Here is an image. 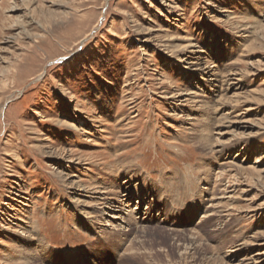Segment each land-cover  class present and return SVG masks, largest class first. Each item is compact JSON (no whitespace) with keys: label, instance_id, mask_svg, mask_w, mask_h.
<instances>
[{"label":"rangeland","instance_id":"rangeland-1","mask_svg":"<svg viewBox=\"0 0 264 264\" xmlns=\"http://www.w3.org/2000/svg\"><path fill=\"white\" fill-rule=\"evenodd\" d=\"M182 38L212 69H186ZM263 125L264 0H0V264L250 263ZM98 173L136 196L118 230L61 177Z\"/></svg>","mask_w":264,"mask_h":264},{"label":"bare ground","instance_id":"bare-ground-1","mask_svg":"<svg viewBox=\"0 0 264 264\" xmlns=\"http://www.w3.org/2000/svg\"><path fill=\"white\" fill-rule=\"evenodd\" d=\"M224 23H225V21H223ZM230 24V23H229ZM232 26V25H231ZM245 28V27H244ZM145 30V29H144ZM149 30V29H148ZM143 32H145V31H143ZM156 32V31H155ZM148 33V32H147ZM157 33V32H156ZM151 34V33H150ZM149 35V34H148ZM250 37V36H249ZM148 38H150V37H148ZM176 38V37H175ZM258 38V37H257ZM172 39H173V37H172ZM171 39V40H172ZM176 39H178V38H176ZM180 39V38H179ZM259 39V38H258ZM148 40V39H147ZM166 40V39H165ZM163 41V40H162ZM192 41V40H191ZM153 42H154V40H153ZM156 43V42H155ZM154 43V44H155ZM178 43V42H177ZM159 44V43H158ZM179 44V43H178ZM178 44H176V45H178ZM181 45H180V47H178V48H180V51H179V57H180V59L181 58H183V57H186V60H189L187 63H186V65H187V68L186 69H192V70H195V71H201V72H207V71H209L210 69H212L211 67L212 66H210V67H208V66H206L205 65V63L202 61L203 60V58H202V54H201V50H196L195 48H197V47H195V44L194 45H192V43L191 42H189V40L188 39H183L182 38V41H181V43H180ZM256 44H257V42H256ZM149 45V44H148ZM162 45V44H161ZM166 45V44H165ZM165 45L163 46L164 48H167V47H165ZM255 45V44H254ZM170 46H171V44H170ZM243 47V46H242ZM254 47V46H253ZM256 47V46H255ZM163 48V49H164ZM169 50V49H168ZM173 50V49H172ZM176 50V49H175ZM174 51V50H173ZM167 52V51H166ZM204 54V53H203ZM175 56V55H174ZM204 57V56H203ZM207 62V61H206ZM209 62V61H208ZM230 63V62H229ZM209 64H211V63H209ZM250 65V64H249ZM251 65H255V64H251ZM250 69V68H249ZM252 69V68H251ZM251 71V70H250ZM258 71V70H257ZM200 72V73H201ZM212 72H213V70H212ZM246 73V72H245ZM211 74H213V73H211ZM201 75H204V77L206 76V74H204V73H201ZM41 76V75H40ZM213 76H214V79H216V77H215V75L213 74ZM211 78V77H210ZM218 78V77H217ZM220 78V77H219ZM207 80V79H206ZM211 80V79H210ZM217 80H219V79H217ZM243 80V79H242ZM212 81V80H211ZM206 82H208V81H206ZM210 82V81H209ZM218 82V81H217ZM216 82V83H217ZM220 82V81H219ZM222 82V81H221ZM213 83V82H212ZM232 83V82H231ZM234 83V82H233ZM232 83V84H233ZM236 83V82H235ZM237 83H239V82H237ZM222 85V84H221ZM239 85H241V84H239ZM239 85H237V86H239ZM214 86V85H213ZM232 86V85H231ZM233 87V86H232ZM214 88V87H213ZM231 88V87H230ZM236 89V88H235ZM228 91V90H227ZM231 91V90H230ZM236 91H238V90H236ZM241 91V90H240ZM257 91V90H256ZM177 92V91H176ZM174 92L173 94H171L169 97H170V99H178V98H180L181 96H183V93H179V92ZM257 93V92H256ZM185 94V93H184ZM195 93L194 92H190L189 94H186V96H188V97H190V98H186L188 101H190L191 99H193V95H194ZM225 94V93H224ZM254 95H255V93H253ZM252 94V95H253ZM257 95V94H256ZM239 96V95H238ZM237 98V97H236ZM184 99V98H183ZM196 99V98H195ZM235 99V98H234ZM242 99V98H241ZM186 100V101H187ZM194 100V99H193ZM232 100V99H231ZM230 99H229V101H231ZM239 100V99H238ZM228 101V102H229ZM246 101H248V100H246ZM185 102V101H184ZM222 102V101H221ZM252 102V101H251ZM254 102V101H253ZM197 103V102H196ZM255 104H257V103H255ZM233 106V105H232ZM197 107V106H196ZM198 108V107H197ZM246 108V107H245ZM4 109H5V107H4ZM4 109H3V111L2 112H4ZM202 109V108H201ZM239 115V114H238ZM238 117V116H237ZM126 118V117H125ZM194 119V118H193ZM127 120V119H126ZM125 120V121H126ZM131 120V119H130ZM52 121V120H51ZM241 121V120H240ZM262 121V120H261ZM246 122V121H245ZM244 122V123H245ZM127 123V122H126ZM250 123V122H249ZM253 123V122H252ZM63 125L64 126H74V124L73 123H70V122H68L67 120L66 121H64L63 122ZM255 125V124H254ZM258 125V124H257ZM251 126H253V125H251ZM264 126V125H263ZM76 127V126H75ZM258 127V126H257ZM70 128V127H69ZM72 129V128H71ZM82 129V128H81ZM264 129V128H263ZM79 130V129H78ZM229 132V131H228ZM84 134H86V132L84 131ZM220 134V133H219ZM229 134V133H228ZM232 134H233V132H232ZM253 135V134H252ZM251 136V135H250ZM234 137V136H233ZM222 139V138H221ZM227 139V138H226ZM47 140V139H46ZM220 140V139H219ZM42 141V140H41ZM45 141V140H44ZM223 141V140H222ZM87 142H92V140H87ZM217 144V143H216ZM225 144V143H224ZM50 146V145H49ZM39 147V146H38ZM40 147H41V145H40ZM47 148H48V146H47ZM208 150V149H207ZM209 151V150H208ZM213 151V150H212ZM57 152H59V153H57ZM74 153V152H73ZM54 154H56V155H58L63 161L65 160V163H67V164H71V163H75V162H77V163H82V162H84L86 159L85 158H81V157H79V158H75L74 156H73V154H72V152H70V151H66L65 149H62V150H58V151H55V153ZM120 155V154H119ZM52 156V155H51ZM114 159V158H113ZM123 159V158H122ZM121 160V159H120ZM118 160H116V162H117ZM123 161V160H122ZM95 163V162H94ZM125 163V162H124ZM119 164V163H118ZM116 165V166H119V165ZM122 164V163H121ZM126 164H128V162L126 163ZM104 165V164H103ZM63 166V165H62ZM129 166V165H128ZM63 167H65V166H63ZM70 167H72V166H68V168H70ZM126 167V166H125ZM134 167V166H133ZM132 167V168H133ZM65 168H67V167H65ZM123 168H124V166H123ZM122 168V169H123ZM135 169H137L136 167H135ZM106 170V169H105ZM124 170H126V173H128L129 174V172H127V168L126 169H124ZM128 170H129V168H128ZM239 170L240 171H242V170H244V169H241V168H239ZM263 170V169H262ZM133 171H134V169H133ZM136 171V170H135ZM135 171L134 172H132V173H135ZM138 171V170H137ZM245 171H246V169H245ZM252 171L254 172V173H256V174H260L261 172L258 170V168H255V167H253L252 168ZM123 172V171H122ZM59 173V172H58ZM91 173V172H90ZM106 173H108V172H106ZM137 173V172H136ZM135 173V174H136ZM263 173V172H262ZM110 175L112 174V173H109ZM115 174H118V173H115ZM114 174V175H115ZM120 174V173H119ZM131 174V173H130ZM62 175V174H61ZM64 176H61V177H64L65 179V182H63V183H66L67 184V188L69 189V190H73V192H74V194L76 195V197H79V199L76 201V202H79V203H81V205H83V208H84V213H88V211L91 209V210H93V211H96V213H97V216L95 217V218H92L93 220H95V221H98L99 222V224H102V226H107L110 222L109 221H106L107 220V218H111V220L113 221L112 223H111V225L110 226H113V229L112 230H118L117 228L118 227H121V226H118V225H115V222L116 221H121V223L122 224H124L125 223V221L126 220H128L129 218H130V216L128 215V216H126V214H125V210L127 209V208H129V206H130V203L133 201V199L136 197L134 194H133V196H132V194H129V193H127V194H119L122 190H119L118 189V186H117V184L114 182V181H112V180H110V179H106V176L104 177L103 176V174L101 175L100 173H98L97 174V176H96V179H95V181H94V185H92V186H87V185H82L81 184V180L79 179L77 182L76 181H72V178H76V179H78L75 175H72L71 177H69L70 175H67V174H63ZM109 175V176H110ZM113 175V174H112ZM132 175V174H131ZM137 176L139 175V173H137L136 174ZM137 176H135V179H136V177ZM140 176V175H139ZM138 176V177H139ZM259 176V175H258ZM117 177V176H116ZM127 177V176H126ZM119 178V177H118ZM260 178V177H259ZM124 179V178H123ZM127 179V178H126ZM261 179V178H260ZM122 180V179H121ZM120 180V181H121ZM119 181V182H120ZM123 181V180H122ZM137 181L139 182H141L142 184L143 183H147V181L149 182L150 180L148 179V177H144V176H141L140 178H137ZM221 181V180H220ZM253 181V180H252ZM124 182V181H123ZM135 182V181H134ZM134 182L133 181H127V182H125L127 185H129V184H134ZM121 183V182H120ZM150 184V183H149ZM136 185V184H135ZM140 185V184H139ZM138 185V186H139ZM131 186V185H130ZM141 186V185H140ZM144 186V185H143ZM149 186V185H148ZM109 187V188H108ZM127 187V186H126ZM133 187V186H132ZM135 187V186H134ZM133 187V188H134ZM146 186H144V189H146L145 188ZM111 188H113V191H112V189ZM137 188V187H136ZM128 189V188H127ZM140 189V188H139ZM143 189V190H144ZM150 189V188H149ZM152 189V188H151ZM150 189V190H151ZM142 190V191H143ZM147 190H148V187H147ZM152 190H154V189H152ZM151 190V191H152ZM155 190H156V188H155ZM120 191V192H119ZM125 191H126V189H125ZM128 191V190H127ZM130 191V190H129ZM133 192H136L134 189H133ZM139 192H140V190H139ZM153 192V191H152ZM151 192V193H152ZM222 192V191H221ZM257 192V191H256ZM156 193V192H155ZM244 194V193H243ZM215 195V194H214ZM213 198V197H212ZM247 200V199H246ZM138 203H140V200H139V202ZM226 204V203H225ZM263 205H264V203H263ZM213 206V205H212ZM214 207V206H213ZM221 207V206H220ZM260 207V206H259ZM136 209V208H135ZM256 211V210H255ZM129 212V211H128ZM90 213V212H89ZM130 214H131V212H130ZM101 216V217H100ZM102 216H105V217H107L106 219L104 218V220H100L101 218H103ZM82 217V216H81ZM128 217V218H127ZM208 217V216H207ZM100 218V219H99ZM97 219V220H96ZM132 220H133V218H132ZM129 221V220H128ZM127 221V222H128ZM97 222V223H98ZM128 223H131V222H128ZM127 223V224H128ZM137 223V222H136ZM131 225V224H130ZM37 226V225H36ZM116 226V227H115ZM134 229V228H133ZM129 230V229H128ZM120 231H122V230H120ZM27 233V232H26ZM31 233V232H30ZM130 233V232H129ZM29 234V233H28ZM193 235V234H192ZM191 235V236H192ZM26 236V235H25ZM32 237V236H31ZM191 238V237H190ZM255 238V237H254ZM194 239H196V238H194ZM193 239V240H194ZM200 240V239H199ZM197 241V240H196ZM44 243V242H43ZM194 244V243H193ZM202 244V243H201ZM47 245V244H46ZM130 245V244H129ZM255 245V244H254ZM258 245V244H257ZM194 246H196V245H194ZM259 246V245H258ZM132 247V246H131ZM197 247V246H196ZM199 248H200V246H198ZM195 248V247H194ZM243 249V248H242ZM129 251H130V248L128 249ZM210 250V249H209ZM235 250V249H234ZM237 250H239V249H237ZM237 250H236V254H238V252H237ZM128 251V252H129ZM131 252H134V251H132L131 250ZM233 252V251H232ZM138 253V252H137ZM135 255V253H131V255ZM140 254V253H139ZM226 254V253H225ZM232 254V253H231ZM247 254H249V253H247ZM246 254V255H247ZM206 256V255H205ZM250 256H251V262L250 263H248V264H259V261H261L260 259L261 258H263V256H264V251L262 252V251H257L256 253H252V254H250ZM249 257V256H248ZM245 258H246V256H245ZM209 259V258H208ZM215 259V258H214ZM213 259V260H214ZM217 259V258H216ZM220 259V258H219ZM218 259V260H219ZM242 260H243V258H242ZM245 260V259H244ZM249 260V259H248ZM264 260V259H263ZM209 261V260H208ZM211 261V260H210ZM222 261V260H221ZM224 261V260H223ZM212 262V261H211ZM239 262V261H238ZM237 262V263H238ZM243 262V261H242ZM224 263V262H223ZM247 263V262H246ZM208 264V263H207ZM212 264V263H211ZM215 264V263H214ZM218 264V263H217ZM226 264H227V262H226ZM238 264H242V263H238Z\"/></svg>","mask_w":264,"mask_h":264}]
</instances>
